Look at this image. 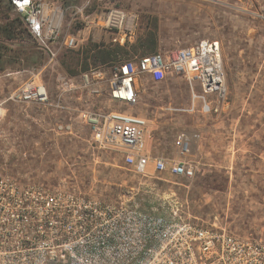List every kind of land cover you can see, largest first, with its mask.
<instances>
[{"label": "rangeland", "instance_id": "rangeland-1", "mask_svg": "<svg viewBox=\"0 0 264 264\" xmlns=\"http://www.w3.org/2000/svg\"><path fill=\"white\" fill-rule=\"evenodd\" d=\"M67 1L73 8L87 4V19L71 21L66 32L76 36L77 47H62L52 62L21 27L19 39L10 41L0 31V172L225 233L247 248L241 264H264V0ZM109 8L128 18V49L149 32L155 36L156 50L142 47L106 64L92 59L98 49L119 45L112 41L116 30L98 25V15ZM4 23L0 18V27ZM200 40L219 42L227 94L217 108L203 113L196 103L191 109L187 83L175 75L160 82L140 76L137 103L125 108L146 120L147 154L185 162L194 170L191 178L168 172L142 177L124 166L121 151L90 146L89 130L77 121V113L123 108L108 97V79L117 64ZM94 45L98 47L91 50ZM84 60L86 71L79 65ZM83 73H96L87 87ZM30 77L42 82L59 108H24L10 99ZM195 90L199 92L197 85ZM32 114L40 119L33 125ZM65 122L71 124L72 134L56 136L54 126ZM180 132L190 141L186 155L176 145ZM180 235L173 246H180Z\"/></svg>", "mask_w": 264, "mask_h": 264}, {"label": "built area", "instance_id": "built-area-1", "mask_svg": "<svg viewBox=\"0 0 264 264\" xmlns=\"http://www.w3.org/2000/svg\"><path fill=\"white\" fill-rule=\"evenodd\" d=\"M0 1L19 17L45 60H56L62 47H77L76 36L66 29L73 20L86 22L83 11L87 4L73 8L67 0ZM98 16L102 29L117 31L114 43L130 41L128 18L123 12L109 8ZM91 75H81L84 87L90 85ZM143 75L155 82L171 75L182 76L190 92L191 109L198 103L201 112L209 113L227 94L219 42L200 40L188 47L123 61L113 68L107 84L109 100L123 108H85L77 113V121L89 130L90 146L121 151L124 166L134 174L143 177L168 172L191 178L194 170L185 162L147 154L146 120L125 109L136 105L137 82ZM31 78L22 82L10 99L24 108H59L58 100H49L42 82ZM2 116L0 103V124ZM53 130L56 136L72 134L67 122L56 124ZM176 145L181 155L189 153L186 132L178 134ZM179 232L180 246H173ZM245 251L247 248L236 245L225 233H214L163 213L0 172V264H241Z\"/></svg>", "mask_w": 264, "mask_h": 264}, {"label": "trees", "instance_id": "trees-1", "mask_svg": "<svg viewBox=\"0 0 264 264\" xmlns=\"http://www.w3.org/2000/svg\"><path fill=\"white\" fill-rule=\"evenodd\" d=\"M12 16V17H11ZM0 18L5 21L4 25L0 27V31L4 34L2 35L4 39L7 41H10L12 39H19L17 36L21 30L25 33L21 21L19 17L14 16L13 13L11 12V8L8 4H3L0 1ZM2 44H0V59L3 56L2 53ZM98 46L94 45V48H91V50H94ZM127 45L124 46H119L117 44L111 46L109 45L108 47H104L101 49H98L96 54L92 56V59H99V61L102 64H106L108 62L114 61L117 56H127L129 54V51H132L134 53L137 52L138 49L142 47H146L149 49V52H154L157 47V42L155 39V36L152 33H149L146 35V37L138 41V44H132L129 46V49L127 48ZM82 71H86L88 69V63L86 61H81L80 64ZM74 75V74H72Z\"/></svg>", "mask_w": 264, "mask_h": 264}, {"label": "crops", "instance_id": "crops-1", "mask_svg": "<svg viewBox=\"0 0 264 264\" xmlns=\"http://www.w3.org/2000/svg\"><path fill=\"white\" fill-rule=\"evenodd\" d=\"M2 89V94L3 95H5L6 94V92H5V90H4V88H1ZM1 92V91H0ZM62 92H63V90H62ZM0 98H1V93H0ZM4 99H5V97H4ZM3 99V100H4ZM1 102V101H0ZM43 109H47V108H43ZM45 111L46 110H43L42 112H43V114H45ZM49 113V112H48ZM30 120H31V123H32V125L34 124V122L35 121H40V119L38 118V119H36V116L34 115V114H32L31 116H30ZM39 123V122H38Z\"/></svg>", "mask_w": 264, "mask_h": 264}]
</instances>
